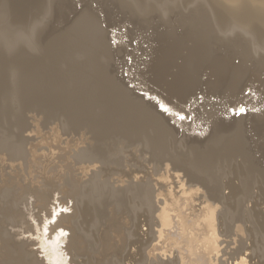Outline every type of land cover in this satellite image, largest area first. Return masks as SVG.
Listing matches in <instances>:
<instances>
[{
	"label": "bare ground",
	"instance_id": "bare-ground-1",
	"mask_svg": "<svg viewBox=\"0 0 264 264\" xmlns=\"http://www.w3.org/2000/svg\"><path fill=\"white\" fill-rule=\"evenodd\" d=\"M144 1L140 13H162ZM8 2L19 7L10 24L25 31L0 46L44 52L56 67L0 61V264H264V119L228 112L198 141L176 140L175 126L186 124L173 115L185 101L187 114L198 107L191 98L201 84L202 101L225 92L248 105L240 94L246 60L264 57V0L218 1L208 29L189 22L163 35L149 72L157 100L109 75L105 65L118 52L90 13L78 12L71 32L43 45L47 0ZM232 34L242 42L230 43ZM109 138L151 169L120 171Z\"/></svg>",
	"mask_w": 264,
	"mask_h": 264
},
{
	"label": "rangeland",
	"instance_id": "rangeland-1",
	"mask_svg": "<svg viewBox=\"0 0 264 264\" xmlns=\"http://www.w3.org/2000/svg\"><path fill=\"white\" fill-rule=\"evenodd\" d=\"M14 1L15 3L17 2V0ZM18 1L20 2V0ZM140 1L144 0H47L46 9L44 12V23L42 25L44 28L42 29L41 35L40 37L38 36V38L40 39L41 43L44 42L43 45H46V41H52L57 36H60V34L63 33L62 31H66V33L71 32L69 27L73 24L72 20L75 19V16L78 14V12L85 10L86 12L90 13L93 19L95 18L94 20H96L95 22L97 27L100 30H103L105 33L106 44L109 46L111 52L114 50H117L118 52L116 54L112 53L113 56L111 59L109 58L107 60L108 64L105 65L106 68L108 67L107 70L109 75L115 80H119L122 86L132 89L135 94H138L141 97H148V95L151 94L148 99L157 100V93H159V91L151 83V76L149 72L155 51L164 43V40L162 41L161 37L167 33L179 35L186 29L189 22H194L198 25L202 24L203 27L205 26V28L208 29L212 24L210 21L212 16L211 9H213L218 1L221 0L144 1L143 4H147L148 2V5H157L159 7L164 5L172 8L170 11H167L168 13H164L161 8L157 7L162 12L160 15H155L154 13L150 12L146 14L140 13L139 7L137 6V3ZM18 8L19 7L13 10L15 11ZM13 10L10 8V3L8 0H0V40L13 41L16 39H21L24 36L25 30L23 28L19 26H12L10 24L12 22L11 19L13 16ZM66 26L67 29H65ZM236 35L237 34L230 35L234 38V40L230 41V43L238 45V42L242 41H240V38H237ZM17 42H20V40ZM49 48L50 46H45L43 50L46 51ZM25 50L26 49L23 50L21 47V49L18 48L16 52L9 54L6 52L5 46H0V61L14 63L21 61L20 59H23V62H29L30 59H33V67H37L38 69H44L41 68L42 66L46 67L44 69H47L45 73L54 66L50 65L48 60L44 58L46 57L43 55L44 52L32 53ZM239 60L240 59L238 58L233 59V64L238 65ZM246 66L252 68L250 69L251 72L249 77L245 80L246 84H244V87L241 89L240 96L249 98L248 102H246L248 105H245L244 101L240 102L239 104L237 102H232L234 99L229 98L228 93L225 92L215 95L208 94L206 95V98H204V101H202L201 98L205 91V86L204 84H201L200 90L195 92L191 98V102L196 100V103L198 104V107H190L191 114L186 113L190 104L189 101H185L179 105L180 111L182 110L181 112H183V114L186 113V115L189 116V119L181 121L184 123V125L186 124L184 127H182V129L179 126H175L176 133L178 132L176 134V140L181 139L182 136L187 137L188 139H190V137L200 139L198 141L203 140L211 126V122L216 119H228V112L231 113V117L236 114V119L246 118L249 114L252 116L261 115L260 119H264V57H258L252 60L247 59ZM37 68L35 69L37 70ZM54 76L55 74H49V78ZM173 102L175 103V101ZM241 103L244 104L241 106V108H245L244 111L240 112L239 109L234 110L235 107H239ZM167 106L169 105L167 104ZM29 110L31 113L35 114L32 109ZM209 113L211 114L210 116H208ZM174 114L175 113H173V115ZM25 115L29 116L30 114L27 113ZM27 121L29 122L28 119ZM169 123H171L170 125H173V122ZM122 141V139L115 141L117 143L114 144L113 147L111 145L110 138L107 140L108 143L106 142V146L107 144L108 146L111 145L110 147L114 149L113 151H117L119 149V152L117 151L113 157L120 158V171L124 170V172L126 171V173H128L131 170L130 172L137 171L141 173L143 167H147L146 164L143 163L144 158H140L138 154L131 152L130 149H132V147L130 149H126L127 147H125V143ZM255 158H258V156ZM146 159L148 158L146 157ZM261 163L262 167L264 168V157L261 159ZM113 167L114 166H110L109 168L114 170L115 167ZM146 169L145 171H148V169L150 170L151 168L147 167ZM20 175L21 174L18 176L23 180L24 174L22 173V175ZM13 178H16V176H13ZM20 180L18 182L22 181ZM98 180L100 182L103 181V174ZM9 189L13 190L11 188ZM62 195L63 194H59L55 197H58V199L63 198L60 200V202L64 203L65 196ZM10 198H12V194L10 195ZM32 198L34 199V197ZM32 198L29 197V200ZM252 198L248 199V201L246 200L243 210L247 209L245 206L251 208V202H253ZM33 202L35 201L31 200V205L29 206H31L32 208L30 209H33L34 213H36L38 206L36 204L34 205ZM68 205L70 207V202ZM262 205L263 201L260 206ZM34 206H36L37 210L34 208ZM61 211L66 215L71 214L70 210ZM8 228L7 231H10L9 233L11 235L17 231H20L11 227ZM23 236H18L15 239L26 240L25 236L28 235Z\"/></svg>",
	"mask_w": 264,
	"mask_h": 264
},
{
	"label": "snow or ice",
	"instance_id": "snow-or-ice-1",
	"mask_svg": "<svg viewBox=\"0 0 264 264\" xmlns=\"http://www.w3.org/2000/svg\"><path fill=\"white\" fill-rule=\"evenodd\" d=\"M162 110L165 111V112H168V109H167V108H163V107H162ZM239 111H240V112H243L244 109L241 108V109H239ZM174 115H175L176 118H177L178 120H180V121H184V120H186V119H189V116H188V115L183 114V113H181V112H177V113H175Z\"/></svg>",
	"mask_w": 264,
	"mask_h": 264
}]
</instances>
